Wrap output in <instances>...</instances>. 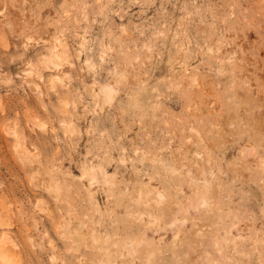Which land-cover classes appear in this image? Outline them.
Masks as SVG:
<instances>
[{"label":"rangeland","instance_id":"obj_1","mask_svg":"<svg viewBox=\"0 0 264 264\" xmlns=\"http://www.w3.org/2000/svg\"><path fill=\"white\" fill-rule=\"evenodd\" d=\"M0 213L12 264H264V0H0Z\"/></svg>","mask_w":264,"mask_h":264},{"label":"bare ground","instance_id":"obj_2","mask_svg":"<svg viewBox=\"0 0 264 264\" xmlns=\"http://www.w3.org/2000/svg\"><path fill=\"white\" fill-rule=\"evenodd\" d=\"M84 37V39H85V36H83ZM82 37V38H83ZM68 50H69V48L67 47V46H64V49H63V52L64 53H67L68 52ZM57 55L59 56V57H61V55H59V53H57ZM52 59V58H51ZM52 61V60H51ZM103 90H104V94H106L107 96H109V95H111V93L112 92H110V90L112 91V87H110V85L109 86H104L103 87ZM18 142H20V141H18ZM22 144V143H21ZM18 145V144H17ZM22 146V145H21ZM19 148V147H18ZM27 150V149H26ZM21 151V150H20ZM28 151V150H27ZM22 152V151H21ZM31 154V153H30ZM24 155H26V154H24ZM31 156H27L26 155V158L28 159V160H31V158H30ZM33 158V157H32ZM26 163V162H25ZM30 163V162H29ZM27 164V163H26ZM31 164H33V162L31 163ZM30 164V165H31ZM99 168V167H98ZM101 170V169H100ZM103 170V169H102ZM87 171H89V173H91L93 170H87ZM99 172V171H98ZM98 172H96L95 171V174H93V175H91L90 176V180H92L93 178H94V180L96 179V175H97V173ZM101 173H103L102 171H101ZM104 174V173H103ZM98 179H99V177H97ZM4 210V209H3ZM2 213H3V211H2ZM0 215H1V213H0ZM60 222H62V221H60ZM64 223V222H63ZM59 226H60V223H59ZM61 226H63V224L61 225ZM66 226V225H65ZM65 226H63V227H65ZM60 228L61 230H62V232L61 233H63V235L64 236H67V237H72V233L68 230V228L66 229V227H65V229L64 228ZM5 233V235H3V237L1 238L2 240L0 241V258H2V261L4 260V261H6V263L9 261V262H11V264H12V261H10L11 260V257L12 256H10L11 254H10V251H9V246H7V240L9 239V236H8V232L6 233V232H4ZM10 264V263H9Z\"/></svg>","mask_w":264,"mask_h":264}]
</instances>
